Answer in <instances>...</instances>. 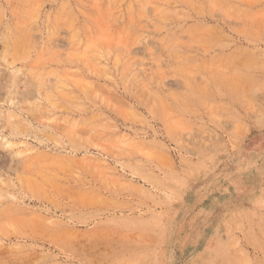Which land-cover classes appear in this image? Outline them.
<instances>
[{
    "label": "rangeland",
    "instance_id": "1",
    "mask_svg": "<svg viewBox=\"0 0 264 264\" xmlns=\"http://www.w3.org/2000/svg\"><path fill=\"white\" fill-rule=\"evenodd\" d=\"M0 264H264V0H0Z\"/></svg>",
    "mask_w": 264,
    "mask_h": 264
},
{
    "label": "bare ground",
    "instance_id": "2",
    "mask_svg": "<svg viewBox=\"0 0 264 264\" xmlns=\"http://www.w3.org/2000/svg\"><path fill=\"white\" fill-rule=\"evenodd\" d=\"M4 145H6L8 148H10V147H12L13 144L9 140H5ZM19 154H21V153H19Z\"/></svg>",
    "mask_w": 264,
    "mask_h": 264
}]
</instances>
